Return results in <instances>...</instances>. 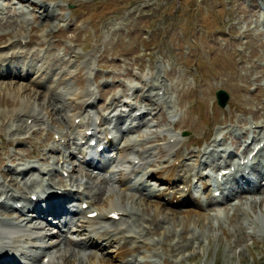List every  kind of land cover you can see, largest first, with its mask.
<instances>
[{
	"label": "rangeland",
	"instance_id": "rangeland-1",
	"mask_svg": "<svg viewBox=\"0 0 264 264\" xmlns=\"http://www.w3.org/2000/svg\"><path fill=\"white\" fill-rule=\"evenodd\" d=\"M0 6V242L6 241L0 253L39 264L45 245H57L52 255L75 252L77 264H89L93 253L97 264H126L118 251L123 242L103 239L85 248L91 230L71 232L72 222L62 233L23 220L25 227L10 233L27 217L21 211L30 210L31 195L63 188L74 204H94L91 211L104 200L134 210L122 227L111 224L130 232L126 251L136 252L128 264H264V187L237 198L231 182L227 203L198 208L190 200L173 208L161 195L187 180L176 179L160 195L153 177L169 162L179 161L176 173L191 169L189 175L204 163L229 165L239 154L248 161L257 148L247 144L252 136L264 147V0H0ZM87 90L94 94L82 99L89 106L72 100ZM219 90L228 96L225 107ZM64 113L84 119L76 130L100 122L135 148L115 168L94 174L82 167ZM209 146L215 151L194 165ZM257 158L252 163L264 164V149ZM129 162L142 165L135 170ZM130 171L140 175L121 185V173ZM144 172L149 181L130 183ZM150 190L160 196L147 197ZM157 201L164 203L159 215L143 211ZM18 203L27 205L20 213Z\"/></svg>",
	"mask_w": 264,
	"mask_h": 264
},
{
	"label": "bare ground",
	"instance_id": "bare-ground-1",
	"mask_svg": "<svg viewBox=\"0 0 264 264\" xmlns=\"http://www.w3.org/2000/svg\"><path fill=\"white\" fill-rule=\"evenodd\" d=\"M2 5V4H1ZM3 9H2V6H0V11H2ZM22 16H23V13L21 14ZM14 55V54H13ZM14 59V58H13ZM2 61V60H1ZM3 61H4V59H3ZM7 61V60H6ZM11 61V60H10ZM9 62V61H8ZM12 63V61L10 62V64ZM41 70V69H40ZM8 74H9V72H8ZM7 75V74H6ZM23 75H26V74H19V76H23ZM18 76V77H19ZM23 89V87H20V90H22ZM24 89H25V87H24ZM94 96V94L91 92V91H88L87 90V92L85 91L84 92V94H81V93H73L72 95H71V98H72V100L73 101H78V102H80L79 104H81V105H85L86 107L87 106H89L85 101H83L82 99H84V98H87V97H93ZM91 99V98H90ZM32 117H33V114H32ZM63 117H64V119L67 121V122H69V123H71V126H70V128H69V131H70V135H71V133H73L74 132V124L76 123V121L78 120V121H80V120H82L81 119V115H79V114H67V113H64L63 114ZM83 121H84V119H83ZM83 121H80L79 123L80 124H83L84 122ZM78 123V124H79ZM88 125H89V123H88ZM89 130H91V128L89 127L87 130H85L84 131V136H83V139H84V137L86 136V133H87V131H89ZM111 134V132H105V139H107V137H108V135H110ZM123 139V138H122ZM122 139L120 140V142L118 143V145L117 146H115V143H114V140H108L110 143H109V148H114V147H116L112 152H117V154H118V158H117V161L115 160V161H113V162H118V160L119 159H121V157H123V155H124V157H126L127 156V152L128 151H131V150H133L132 149V147L133 148H135V145L134 144H131L130 142L129 143H127V142H125V141H123L124 142V144H122L121 143V141H122ZM254 140H255V138H254ZM259 141L260 140H258L257 142H255L256 143V147H262V149H259V151L261 150H263L264 149V147H263V145H261L260 143H259ZM219 143V142H218ZM251 143H253V140L251 141ZM212 144V143H211ZM217 144H214V146L213 147H217L216 146ZM211 146V145H210ZM210 146H209V148H207V150H206V152H204V151H201V152H197V156H195V163H194V165H199L200 164V162H201V158L204 156V154H206L207 153V151H215L214 149L215 148H210ZM181 150V147H179L178 148V151H180ZM245 150V149H244ZM258 160V158H257V154L255 155V156H253L252 158H250V159H248V161H244V163L246 164V163H249V162H252L253 160ZM139 160V162H143L145 159H138ZM243 160V158H240L239 159V161L237 162V164H236V166H229L228 167V169L227 168H221L220 170H231V167H235V169L237 168V173H236V175H234V178L233 179H235L236 178V180H237V178H238V176L240 175V180H239V182L240 181H245V182H249V179L246 181L245 180V177H244V175H245V171H246V169H248V165H246L247 167H245V168H239V167H242L241 166V163H240V161H242ZM259 161V160H258ZM257 162V161H256ZM138 163V162H137ZM119 164V163H118ZM129 164L132 166V167H135V170H137L139 167H141V165L140 166H138V165H136L134 162H129ZM168 165L167 166H165L164 167V169H162L160 172L162 173V175H158L157 176V180H162L161 178H163L164 177V179L165 180H170V178L169 177H171L172 175H175V173L177 172V170L179 169V167L181 166V164H180V162L179 161H177V162H169V163H167ZM138 166V167H137ZM144 166V165H143ZM202 166L203 167H205V166H207L205 163L204 164H202ZM213 167V169H215V168H217L218 166H212ZM143 168V167H142ZM190 170L191 169H188V170H184V175H183V178H184V176H186L185 178H188L187 179V183H186V186H184V188H183V191H181L180 189L179 190H173L171 193L169 192V193H166L165 195H167V194H169L168 196H170L171 197V200H173L177 195L181 198H183V199H186V200H188V202L186 203V205H188V206H190V204H191V201L189 200V198H187V196H186V193L184 192V189L187 187V189L191 192V189H192V187H193V184H192V182H193V179H192V175L191 174H189V175H187V173L188 172H190ZM219 170V171H220ZM183 170H180V172H182ZM136 172L135 171H130V172H126L124 175H123V173H121V176L122 177H124V178H122V181H120V184L121 185H123L124 184V182H123V179L125 180V179H128V180H131L132 179V177L134 176L135 178L137 177V175H139L138 173H137V175L135 174ZM157 172H155V173H153L152 174V176L153 175H157L156 174ZM129 176V177H128ZM128 177V178H127ZM154 177V176H153ZM42 179H45V175H44V177L42 176ZM141 179H143V177H141L140 178V176H138V179L136 180V181H133V182H130V183H132V184H136V185H143L144 183H142L141 182ZM263 179V177H262V175L261 174H255L254 176H253V178H251L250 180L252 181V182H254L256 185H258L260 182H261V180ZM41 182H44V180H42ZM174 183H176V182H174ZM184 183V182H183ZM38 186H42V184L41 183H39L38 184ZM234 186V185H233ZM260 188H261V186L259 187V186H255L254 188H252L251 190H250V192H252V193H259V190H260ZM216 191H218V189H216V190H212V193H215ZM243 193H245V189L243 190ZM50 194V192H47V193H44V194H38V200H41L42 199V201L44 202V198L46 199L47 197H48V195ZM62 195H63V197H64V201L66 202V200L68 201V202H70V197H67V196H64V194L62 193ZM233 195V194H232ZM231 195V196H232ZM37 196V195H36ZM161 196H163V195H161ZM118 197H119V195H118ZM120 197H122L123 199L126 197V196H121L120 195ZM156 198H158V197H156ZM163 198V197H162ZM92 202V201H91ZM248 203H249V201H247ZM88 204V202L87 201H83L82 202V205L83 204ZM90 203V202H89ZM159 204H161V202H155V203H151L149 206H145V204L144 205H142V208H143V211H146V212H148V211H150L149 209H153L154 208V212H155V215H159V213H160V211H162V208L159 206ZM251 205L253 204L252 202L250 203ZM90 205H92V207L94 206V204H91L90 203ZM162 206H164V203H162L161 204ZM167 205H170L169 203H167ZM100 207V206H99ZM96 208V210L95 211H91V208H89L87 211H82V213L81 214H84L85 215V217H84V219H83V221H82V224L81 225H79V228L77 229V232L76 233H78L79 235H80V233L81 232H85V231H87V229H90L91 230V232H87V235H88V239H87V237H85L87 240H85V241H88L90 244L89 245H87V246H84V243H83V245L82 246H84L85 248L86 247H88V248H91V246H92V244H94V243H96V245H97V247L98 246H100V244H99V242L98 241H101V240H105L106 241V244L108 243L109 245L110 244H112L113 243V241H115L117 244H119L120 242H123V244L122 245H120V247L118 248V251H119V254H120V260L121 261H125L126 262V264H128L129 262H128V259H129V257H133V255L135 254V252H136V250H134V249H130V250H128V251H126V240L127 239H129V236L130 235H128L130 232H128V231H126V228H121L125 223L124 222H127V219H131V216L133 215V214H135V212H134V210H132L131 208H129V207H123L122 209H120V208H118V207H114L113 205H112V200H104L103 201V203H102V207H100V208ZM192 207H201L200 205H198V203H196V204H194L193 203V205H192ZM33 209L35 210V213H38V216H42V215H44V214H42L43 213V210L42 209H40V208H37L36 206L35 207H33ZM94 212H97V216L95 217V218H89L88 217V215H89V213L90 214H92V213H94ZM144 214H145V216H146V220H148L149 219V214H146L145 212H143ZM149 213V212H148ZM173 213H175V211L173 212ZM115 215H117V216H119V220L120 221H122V224H121V227H114V226H112L111 224H113V223H116L117 221H115V219L112 217V216H115ZM190 214H188L187 215V217H190L189 216ZM22 216V215H21ZM158 217V216H157ZM149 221V220H148ZM152 221V220H151ZM154 222V221H153ZM110 225V226H109ZM12 227V226H11ZM25 227V226H24ZM20 228H23V226H21V225H15V226H13L12 228H10L12 231L10 232V233H12L13 232V229H20ZM99 228V231L97 232L96 230ZM43 229V228H42ZM93 229V230H92ZM83 234V233H82ZM135 234V233H134ZM7 235V234H6ZM51 236V235H50ZM97 237V238H96ZM34 238H37L38 240H36V241H42V243H46V242H44L43 240H44V238L45 237H41V236H34ZM134 238H136L135 236H134ZM13 238H10V240H12ZM5 243H6V241L5 240H1V242H0V246L2 247V246H5ZM33 245H35V242L34 243H32ZM81 244V243H80ZM86 245V244H85ZM48 246V247H47ZM32 247H35V246H32ZM57 247V245H45V250H46V252L44 253V255H42V257H41V261L42 262H40L39 264H45L44 263V261L47 259V264H67L66 262H67V260H69V258L71 259V258H75V260L73 261V263H69V264H77L76 262H78V261H80V259H78V254H76L75 252H72V253H64V254H59L60 253V251H54L53 253V255L51 254V252H50V250H53L54 248H56ZM1 251H4V249L3 248H1L0 249V252ZM38 258V257H37ZM36 258V256H35V259H37ZM100 258V257H99ZM98 256H97V254L96 253H93V254H91L88 258H87V260H88V263L89 264H97L98 263ZM40 260V259H39ZM101 260V259H100ZM15 261H17V258H16V256L15 255H12V253L11 254H3V253H0V264H20L21 262H18V263H15ZM71 261V260H70ZM57 262V263H56ZM100 262H102V261H100ZM23 263V262H22ZM24 264H27L26 262H24Z\"/></svg>",
	"mask_w": 264,
	"mask_h": 264
},
{
	"label": "water",
	"instance_id": "water-1",
	"mask_svg": "<svg viewBox=\"0 0 264 264\" xmlns=\"http://www.w3.org/2000/svg\"><path fill=\"white\" fill-rule=\"evenodd\" d=\"M216 96H217V100H218V105L220 107H225L226 102L228 100L227 94L224 91L220 90L216 93Z\"/></svg>",
	"mask_w": 264,
	"mask_h": 264
}]
</instances>
